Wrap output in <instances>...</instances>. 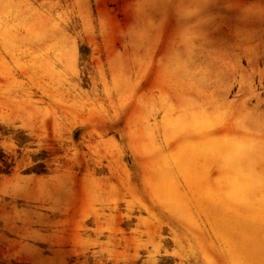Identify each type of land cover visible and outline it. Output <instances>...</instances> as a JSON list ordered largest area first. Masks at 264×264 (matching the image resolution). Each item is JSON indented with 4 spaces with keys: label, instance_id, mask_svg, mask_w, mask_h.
<instances>
[{
    "label": "rangeland",
    "instance_id": "rangeland-1",
    "mask_svg": "<svg viewBox=\"0 0 264 264\" xmlns=\"http://www.w3.org/2000/svg\"><path fill=\"white\" fill-rule=\"evenodd\" d=\"M0 264H264V0H0Z\"/></svg>",
    "mask_w": 264,
    "mask_h": 264
}]
</instances>
